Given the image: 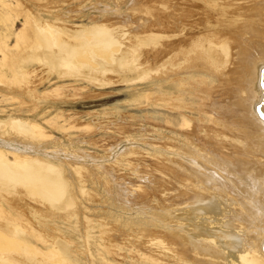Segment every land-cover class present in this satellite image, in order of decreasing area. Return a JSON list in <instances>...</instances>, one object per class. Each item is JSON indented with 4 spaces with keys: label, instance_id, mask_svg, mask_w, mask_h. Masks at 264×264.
I'll use <instances>...</instances> for the list:
<instances>
[{
    "label": "bare ground",
    "instance_id": "bare-ground-1",
    "mask_svg": "<svg viewBox=\"0 0 264 264\" xmlns=\"http://www.w3.org/2000/svg\"><path fill=\"white\" fill-rule=\"evenodd\" d=\"M128 1L132 13L118 22L76 30L24 10L14 55L10 29L0 32L2 62L20 91L34 63L98 85L111 75L128 83L165 76L169 90L155 101L181 116L165 146L152 147L151 172L102 180L106 200L135 210L127 220L83 212L101 178L34 155L25 136L43 137L37 125H0V264H96L91 241L114 254L128 248L144 264H264V121L255 112L264 115V0ZM144 182L152 194L139 193Z\"/></svg>",
    "mask_w": 264,
    "mask_h": 264
},
{
    "label": "rangeland",
    "instance_id": "rangeland-1",
    "mask_svg": "<svg viewBox=\"0 0 264 264\" xmlns=\"http://www.w3.org/2000/svg\"><path fill=\"white\" fill-rule=\"evenodd\" d=\"M3 1L9 6L6 7L0 1V14L7 13L6 21H0V32L6 33L10 29L6 49L11 55L17 51L13 48L14 35L22 27L24 10L36 15L40 21H55L71 30L105 19L115 23L132 13L128 0ZM17 1L20 3L18 6ZM4 64L0 53V125L7 120L37 125L44 133L43 137L25 136L36 145L38 152L34 155L57 159L62 165L76 164L97 171L96 177L101 178V184L94 185L93 192L98 193L97 196L92 195L85 202L87 211L83 212L87 216L95 219V216L113 211L115 215L121 214L122 220L133 218L135 210L121 212L112 200H106L102 180L106 179L109 184L115 181L127 183L136 182L138 176H146L155 166L150 156L152 147H164L170 126L179 128L181 116L155 101L156 92L166 93L169 90L166 77L128 83L118 75H111V82L98 85L83 78L48 74L34 63L30 68L34 70L30 84L20 91V87L11 82L10 71ZM190 76L197 77V73ZM10 88L13 91L19 89L18 94ZM27 89H30V95L26 93ZM191 115L194 119L197 117L196 121L200 119L198 112ZM201 118L208 124L207 115L202 113ZM4 128L0 126V133L7 130ZM2 137L6 138L7 134H0ZM141 185L143 190H137L140 194L153 193L147 182ZM88 188L91 190V186ZM60 227L66 234L69 233L70 229L66 225L60 224ZM72 240L80 243L75 237ZM89 254L96 264H144L128 248H121L120 252L114 254L93 241ZM101 256L109 262L101 263Z\"/></svg>",
    "mask_w": 264,
    "mask_h": 264
},
{
    "label": "water",
    "instance_id": "water-1",
    "mask_svg": "<svg viewBox=\"0 0 264 264\" xmlns=\"http://www.w3.org/2000/svg\"><path fill=\"white\" fill-rule=\"evenodd\" d=\"M255 112H256V114L258 115V117H259L261 120L264 121V115L261 114V112H260V108H259L258 105L256 106Z\"/></svg>",
    "mask_w": 264,
    "mask_h": 264
}]
</instances>
